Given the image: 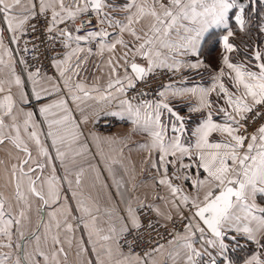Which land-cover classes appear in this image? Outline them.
<instances>
[{
    "label": "snow or ice",
    "instance_id": "obj_1",
    "mask_svg": "<svg viewBox=\"0 0 264 264\" xmlns=\"http://www.w3.org/2000/svg\"><path fill=\"white\" fill-rule=\"evenodd\" d=\"M258 0H128L121 11L125 13L123 21L114 20L103 9L108 7L106 0H71L66 4L65 0H39L38 4L34 0H27L28 6L25 7V0H0V19L7 26V31L12 33L13 42L17 38L18 32H23L25 25L37 16H44L46 19L50 14L46 31L51 34L58 33L65 48L70 46L72 41L95 40L97 37L105 38L111 34L104 29L99 31H88L85 35L73 36L67 28H58L59 24L67 20H75L81 14H88L89 11L95 12L101 24L108 22L109 27L118 29L117 37L109 43H101L100 51L105 50L115 53L117 46L125 49L119 57L113 55L108 60L111 76L106 88L115 89L118 93H123L127 89L136 87L137 81L146 82V78L157 68H167L168 70L178 71L182 65L196 69L201 67L203 62L199 60L201 46L206 39L210 38L213 29H222L225 34L219 37L225 53L238 51L230 38L235 35V31H246L250 22V14L255 9L253 4ZM88 24L92 21L88 20ZM233 24L235 28H233ZM136 25H142L139 30ZM258 31L264 34V20L258 24ZM35 31V25H32ZM79 32L80 28L77 27ZM127 33L132 38L130 44L123 38ZM50 38L56 39L55 36ZM0 50L4 55L10 56L8 49L0 40ZM27 49H25L26 51ZM83 51L79 46L72 48L66 53L63 59H53L52 65L57 69L59 77L63 81L64 87L72 94V99L78 100L80 97L75 92H83L84 96L89 95V90L82 82L71 83L73 75L79 77L81 66L86 61L80 58L78 53ZM91 55V49L88 50ZM131 54V59H129ZM225 54L222 64L229 70L228 78L233 82L237 93L229 92L222 78L225 76L223 69L213 77V84L210 88H188L172 90V95L181 93L199 94V105L190 109L192 112H199L205 108H211L212 102L209 99L211 93L216 92L222 95L226 107L217 109L222 113L225 121L218 123L213 120L212 113L209 112L202 122L193 130L192 135L196 138L194 144L187 146L182 142L181 135L185 131L183 117H181L170 106L166 99V92L171 89V85H164V91H160V99L151 101L144 100L138 104H133L131 100H121L124 106L122 112H111L110 115L124 118L125 114L135 126L134 131H143L150 135L151 144L141 145L142 148H150L158 154V160L152 159L153 168H162L163 174L158 181L166 185L172 196L170 201L172 207L179 215L183 224L184 233L172 232L173 239L168 241L169 245L179 247L184 250V264H232L231 258L227 255L229 247L240 246L239 241L243 238L246 242H251L257 246V251L244 260V264H264V124H260L253 132H248L249 121L255 122L258 118L264 119V48L257 45L251 49L248 62L234 63L230 56ZM76 56V62L71 63V58ZM137 57L145 63L137 62ZM178 57L196 58L195 60H182ZM123 60V64L120 61ZM171 60V63L168 61ZM115 61V63H114ZM6 62L0 57V65ZM7 63H11L9 60ZM24 64V61H21ZM123 68L124 76L119 75V69ZM131 69L129 72L128 69ZM39 69L28 73V78L37 83L35 77L39 75ZM12 80L18 88H23L21 76L16 74L15 68L11 70ZM71 73V75H70ZM5 81L0 79V93H4ZM55 91H59L57 85L53 86ZM242 89V91H241ZM99 91V89H91ZM47 92V89H42ZM51 94V93H49ZM112 93L109 92L110 96ZM23 96V92L21 91ZM37 100L41 99L40 92L35 91ZM101 99L105 97L100 96ZM135 99V97H133ZM27 103V99L23 100ZM52 109H59L63 115L57 117V113ZM14 99L9 89L0 99V143L5 139H10L16 148L21 149L31 158V153L26 144L20 138L19 128L15 123L13 115ZM39 112L45 117L48 125L47 136L52 140V147L56 150V158L63 162L66 153L60 150V146L75 143L79 140L82 133L79 132L78 124L73 121L65 100L60 99L40 107ZM174 118L179 122L172 125L174 135L165 138L166 125L164 116ZM33 113H26L24 120V130L29 138L37 145L40 155L47 157L48 150L41 146V141L35 130L28 132ZM56 117L49 119L48 117ZM11 117L13 123L6 125L4 120ZM11 127L16 133L14 137L5 136L4 129ZM213 133H220L227 139L213 142L209 137ZM151 159V157H150ZM185 159L189 163H185ZM27 160L21 161L20 171L24 173L23 165ZM180 170L195 168V177L190 172L185 171L183 176L176 174L172 177L168 175V166ZM41 169L43 165L38 164ZM17 166L13 165L15 170ZM205 174L201 178L200 171ZM29 172L34 169L29 168ZM15 176V171H13ZM79 177V173L77 174ZM190 181L191 187L196 190V196H191L184 191L182 186L172 183L173 179ZM56 176L48 178L47 195L42 190H37L35 182L30 180L28 191L47 206L49 203H56L60 194L56 187ZM70 183V182H69ZM77 183L79 179L77 178ZM17 184V198L25 200L24 194L19 190ZM203 192L201 197L200 193ZM260 201V202H258ZM157 215H164L159 209L151 208ZM187 208V215L184 209ZM85 214H90V209L82 207ZM10 213L5 212L4 202L0 200V248L13 247V226L19 225L18 219L6 218ZM24 216V213H20ZM53 217L55 212L51 213ZM164 219L173 220L171 214L164 215ZM95 221V217H92ZM89 225L85 223V228ZM145 225L142 223L136 210L129 207L127 216L120 218L119 228L114 224L109 227L108 233L100 236V240L105 244L101 245L107 256L109 264H158L155 259H151L153 253H160L164 245L160 244L150 251L144 252L143 256L134 254L131 249L136 243V235L140 234ZM152 227L151 223L148 225ZM71 230L72 225H67ZM95 228L91 229L89 236ZM197 233L199 236L197 237ZM135 234V235H134ZM132 236L129 240L127 237ZM21 239H26L23 233ZM38 239V238H37ZM201 242V251L196 248V240ZM53 242L59 244V240L53 237ZM111 242V243H109ZM235 242V243H233ZM123 245H127V254L121 251ZM16 248H20L17 243ZM212 251H209V250ZM63 252V249H59ZM96 249L93 247V252ZM43 255V253H39ZM97 258V264H104V261ZM180 255L179 252L176 253ZM209 259L202 261V257ZM57 252L52 253V260L56 261ZM8 259L6 254H0V264H5ZM48 256H44L47 264ZM16 264H20L17 259ZM58 264V261L56 262ZM91 264V262H89Z\"/></svg>",
    "mask_w": 264,
    "mask_h": 264
},
{
    "label": "crops",
    "instance_id": "obj_2",
    "mask_svg": "<svg viewBox=\"0 0 264 264\" xmlns=\"http://www.w3.org/2000/svg\"><path fill=\"white\" fill-rule=\"evenodd\" d=\"M34 2L38 4L39 0H34ZM70 2L71 0H65L66 4ZM127 2L128 0H106V4L109 6L105 7L103 12L108 13L114 20L123 21L125 13L121 9ZM244 2L248 3V0H244ZM24 6H28L27 0H25ZM76 19L65 21L67 23L66 28L71 31L73 36H75L73 28ZM98 19H104V17L101 16ZM100 26V30L104 29L111 35L105 38L97 37L95 40L79 41L78 45L76 41H72L68 48L64 47L63 55L60 58L63 59L66 53L77 46L83 49L78 53V56L82 59L87 58L81 66L79 77L73 75L71 83L82 82L89 90V95L85 97L83 92L77 91L75 94L80 99L74 101L72 99L73 93L64 87L56 68L54 77L36 76L37 83L35 84L28 78V75L24 77L17 72L10 46L1 35L2 22L0 19V40L3 41L10 53V56L4 55L3 50H0V57L6 62L0 65V79L5 81L3 85L5 92L0 93V99L8 94L9 89L11 90L14 99L15 123L19 128L21 140L27 145L31 153V158H29L28 154L16 148L10 139H5L3 143H0V200L4 202L5 212L10 213V216L6 215V218L20 221L19 225L13 226V247L0 248V254L8 256L5 264H16L17 259L20 260V264H45V255L49 258L47 264H56L57 261L58 264H89V262L97 264V254L104 261V264H109L101 247L105 242L100 240V236L109 234V227L113 224L119 228L120 218L127 216L129 207L136 210L137 213L139 206L149 205L159 209L164 215L171 214L173 218L179 217L170 203L173 198L169 189L166 185L158 183L163 174V169L152 167L151 160H158V154L150 148L140 147L151 144L150 135L143 131H134L135 126L126 114L124 118L110 115L111 112L123 111L124 106L121 105L120 101L124 100V92L118 93L115 89L106 88L109 79H114L108 67V60L113 55L121 56L125 49L118 45L114 54L107 50L101 53V43L110 44L119 33L118 29L109 27L107 21L103 24L100 23ZM141 26L136 25L135 27L139 30ZM212 33L214 35L210 34V38L206 39V42L201 46L199 55V60L203 62L201 67L192 69L182 65L178 71H170L167 68L154 70L156 72L158 69H167L172 76V81L167 84L171 85V89L166 92V99L170 106L184 118L185 131L180 135L186 146L195 143L196 138L192 132L209 112L212 113L215 122L223 123L225 121L223 114L218 113L217 109L226 107V104L222 98L223 94L218 96L216 92H213L209 97L212 102L211 108L192 112L190 109L199 105V94L193 95L185 92L180 95H172V90L210 88L214 82L213 77L223 69L225 76L222 78V82L229 92L237 93L233 82L228 78L229 70L222 64L223 56L228 53H225L222 44L219 42V37L225 33L222 29H213ZM236 37L235 34L230 38V42L238 49V51L228 54L230 60L234 63H247L251 49L249 51L243 50L239 43L234 41ZM123 38L130 44L132 43V38L127 33L123 34ZM260 47L264 48V37ZM89 49H91V55L88 53ZM76 59L77 57L73 56L71 63L74 64ZM129 59H131V54H129ZM178 59L195 60L196 58L178 57ZM9 60L11 63H7ZM137 62L145 63L139 57H137ZM168 62L171 63V60ZM120 63L123 64V60ZM13 67L16 74L21 76L22 89L14 83H8L12 80L11 70ZM128 71L130 72V69ZM119 75L124 76L123 68L119 69ZM54 85L59 87V91L54 90ZM93 88L99 89V91H92ZM34 89L40 92L41 99H36ZM42 89L48 91L45 92ZM164 90L162 87L160 91ZM109 92L112 93L110 96L108 95ZM101 95L105 98L101 99ZM25 98L27 103L23 102ZM60 99L65 100L73 121L78 124L79 132L82 133L77 142L60 146V150L66 153L63 162L56 158V150L52 147V140L47 136L48 125L45 117L39 112L42 105ZM29 111L33 113V116L28 132L33 130L37 132L41 146L48 150L47 157L40 155L37 145L24 130V120ZM52 111L57 113V117L63 115L59 109H52ZM48 118L56 117L49 116ZM4 122L10 126L13 120L11 117H6ZM164 123L166 125L165 138L168 139L176 135L172 132V125H178L179 122L165 114ZM4 134L6 137L16 135L11 127L5 128ZM209 139L218 142L227 139V137L220 133H213ZM23 160L28 161L27 164L23 165L24 173L27 175H22L20 171ZM185 163H189V161L185 159ZM38 164L43 165V168L38 167ZM13 165L17 166L15 170ZM29 168L34 169V171L29 172ZM13 171H15V176H13ZM185 171L190 172L193 177L197 174L195 168L177 172V169L171 165L168 166L170 177L176 174L183 176ZM199 171L201 178H203L205 174L202 170ZM53 173L57 178L56 187L60 197L56 203L50 202L49 205L45 206L42 201L28 191L29 178L35 182L38 191L42 190L47 195L46 181ZM78 173L79 177H77ZM77 178L79 183H77ZM172 183L182 186L184 191L191 196L197 194L196 190L191 187L190 181H184L181 178L180 180L173 179ZM17 184H19V190L24 194L25 200L17 198ZM200 195L202 197L203 192ZM42 207L44 208L43 213L41 212ZM82 207L89 208L90 214H85L79 210ZM184 211L187 215V208ZM21 212L24 213V216L20 215ZM53 212H55L54 217L50 215ZM164 215H159L160 219L163 222H168L164 219ZM92 217H95V221L92 220ZM85 223L89 225L88 228H85ZM68 224L72 225L71 230H68ZM93 228L96 231L92 232L90 237L89 232ZM21 233L26 239L20 238ZM180 233L183 234L184 230ZM198 236L199 233H197ZM53 237L59 240V244L53 242ZM0 239L3 238L0 237ZM240 240L244 239L241 238ZM17 243L20 244L19 249L15 246ZM194 246L201 251L204 250L198 239ZM93 247L96 249L95 252H93ZM61 248L63 252L58 251ZM257 250V246L254 245V250L249 252L244 260ZM54 251L57 252L56 261L52 260ZM121 251L125 254L128 253L122 249ZM177 252L180 253L179 256L176 255ZM39 253H43V255ZM151 259H155L158 264H184V250L167 243L164 244V249L160 253H153ZM208 259L206 255L202 257V261ZM244 260L238 263L232 262V264H244Z\"/></svg>",
    "mask_w": 264,
    "mask_h": 264
},
{
    "label": "built area",
    "instance_id": "obj_3",
    "mask_svg": "<svg viewBox=\"0 0 264 264\" xmlns=\"http://www.w3.org/2000/svg\"><path fill=\"white\" fill-rule=\"evenodd\" d=\"M49 20L50 14L47 19L44 16H37L31 19L25 25L24 31L17 33V38L13 42L12 33L7 31V26L1 19V35L10 46L17 72L24 77L29 72L36 71V69L40 70L38 76L54 77L56 75V69L53 67L52 61L53 59H60L62 57L64 45L57 32L54 31L49 34L46 31ZM88 20H91L92 23L88 24ZM66 24V22L59 24L58 28L64 29L66 28ZM32 25H35V31H33ZM77 27L80 28L79 32L76 31ZM100 28V22L96 13L89 11L88 14H81L76 19L73 31L75 35H85L88 31H99ZM51 36H55L56 39L50 38ZM25 49L27 50L25 51ZM21 61L25 63L22 64ZM171 81L172 76L167 69H158L146 78V82L137 81L135 88L128 89L127 97L133 101L143 100L160 91L164 85H167ZM260 124H264V119L258 118L254 123L249 121L248 132H253ZM137 215L145 227L140 234L136 235V243L131 251L141 256H143L144 252L150 251L160 244H167L169 240L173 239L170 233L182 232L184 230L183 224L187 223V221H182L180 217L173 218L172 221L163 222L160 216L150 209L149 205L139 206L137 208ZM149 223L152 225L151 228L148 227ZM127 238L129 240L133 239L132 236ZM121 249L129 252L127 245H123Z\"/></svg>",
    "mask_w": 264,
    "mask_h": 264
},
{
    "label": "rangeland",
    "instance_id": "obj_4",
    "mask_svg": "<svg viewBox=\"0 0 264 264\" xmlns=\"http://www.w3.org/2000/svg\"><path fill=\"white\" fill-rule=\"evenodd\" d=\"M252 7L255 9V11L251 12V14H250V22L247 25V27L248 26L249 27L246 28V31L241 32V34L247 33L246 38H241V35H240L239 38H237V37L235 38V41L237 43H239V45L243 48V50L245 49V51H249L250 50V48H249V43L250 42L253 43L254 41L261 40V41H259L260 42L259 44H256V45L260 46L261 42L263 40V37H264V34H261L258 31V27H257L258 24L261 23L262 20H264V0H258L257 3L252 5ZM233 27L235 28L234 24H233ZM127 91H128V89L124 92V95H123L124 99L128 98V97L126 98ZM159 92L160 91H158L154 95H150V96L146 97L142 101H144V100H151V101L158 100L159 99V96H158ZM128 100H130V99H128ZM140 101L141 100H138V101L131 100V102H133V104L134 103L138 104ZM239 245L240 246L235 247V248H233L232 246L229 247L227 255L231 258L232 262H236L239 259V257H240V260L242 262L244 260V258L249 254V252L254 250V245L255 244H253L251 242H246L245 240H240L239 241ZM231 251L233 253H231Z\"/></svg>",
    "mask_w": 264,
    "mask_h": 264
},
{
    "label": "trees",
    "instance_id": "obj_5",
    "mask_svg": "<svg viewBox=\"0 0 264 264\" xmlns=\"http://www.w3.org/2000/svg\"><path fill=\"white\" fill-rule=\"evenodd\" d=\"M255 30V29H254ZM235 34H236V36H237V38H239L240 37V35H241V38H246V35H247V33H245V34H241V32H239V31H235ZM234 41H235V39H234ZM259 41H261V40H257V41H254L253 43L252 42H250L249 43V48L250 49H253L255 46H257L256 44H259L260 42ZM236 42V41H235ZM243 54V53H242ZM234 243V242H233ZM232 250V249H231ZM231 253H233L232 251H231ZM241 260H240V257H239V259L235 262V263H238V262H240Z\"/></svg>",
    "mask_w": 264,
    "mask_h": 264
},
{
    "label": "water",
    "instance_id": "obj_6",
    "mask_svg": "<svg viewBox=\"0 0 264 264\" xmlns=\"http://www.w3.org/2000/svg\"><path fill=\"white\" fill-rule=\"evenodd\" d=\"M129 69H130V68H129ZM130 71H131V69H130ZM43 209H44V208L42 207V208H41V212H42V213H43Z\"/></svg>",
    "mask_w": 264,
    "mask_h": 264
}]
</instances>
